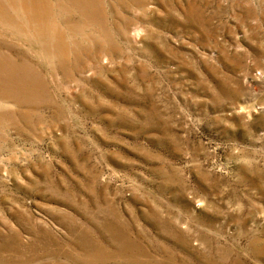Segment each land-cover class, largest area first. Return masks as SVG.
I'll return each instance as SVG.
<instances>
[{
	"label": "rangeland",
	"instance_id": "374dc122",
	"mask_svg": "<svg viewBox=\"0 0 264 264\" xmlns=\"http://www.w3.org/2000/svg\"><path fill=\"white\" fill-rule=\"evenodd\" d=\"M0 264H264V0H0Z\"/></svg>",
	"mask_w": 264,
	"mask_h": 264
},
{
	"label": "bare ground",
	"instance_id": "6f19581e",
	"mask_svg": "<svg viewBox=\"0 0 264 264\" xmlns=\"http://www.w3.org/2000/svg\"><path fill=\"white\" fill-rule=\"evenodd\" d=\"M59 49L61 50V52H63L62 55H64V53H65L64 48L60 47Z\"/></svg>",
	"mask_w": 264,
	"mask_h": 264
}]
</instances>
